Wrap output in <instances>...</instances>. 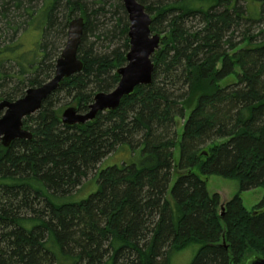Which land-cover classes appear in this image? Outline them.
<instances>
[{"label": "trees", "instance_id": "1", "mask_svg": "<svg viewBox=\"0 0 264 264\" xmlns=\"http://www.w3.org/2000/svg\"><path fill=\"white\" fill-rule=\"evenodd\" d=\"M137 1L166 36L152 84L66 126L62 95L87 113L120 82L130 50L124 5L0 0V102L49 82L70 22L85 20L82 72L24 119L32 140L0 142V264H172L193 246L191 264L264 259V199L248 211L237 194L222 211L206 180L264 189V0ZM115 157L123 160L103 167ZM90 178L98 190L80 200Z\"/></svg>", "mask_w": 264, "mask_h": 264}, {"label": "water", "instance_id": "2", "mask_svg": "<svg viewBox=\"0 0 264 264\" xmlns=\"http://www.w3.org/2000/svg\"><path fill=\"white\" fill-rule=\"evenodd\" d=\"M121 1L130 23V50L126 65L117 71L120 82L114 91L97 94L87 113H80L75 107L67 108L61 119L66 126H83L94 121L99 113L117 110L122 100L132 96L137 87L150 86L153 82V57L158 54L166 36L152 31L153 17L147 13L145 6L137 0ZM84 27L82 17L70 22L65 48L56 62L55 76L49 82L27 90L24 97L15 102H0V142L4 147H9L15 140H32L33 133L24 128V119L36 114L43 102L59 89L63 80L82 72L84 64L79 58V47ZM246 264H264V259L252 256Z\"/></svg>", "mask_w": 264, "mask_h": 264}, {"label": "rangeland", "instance_id": "3", "mask_svg": "<svg viewBox=\"0 0 264 264\" xmlns=\"http://www.w3.org/2000/svg\"><path fill=\"white\" fill-rule=\"evenodd\" d=\"M243 5H244V3H243ZM109 24H113V23L111 22ZM28 37H29L28 44L31 46L32 42H33V38H32V36H28ZM237 70H239V69H237ZM232 80H234V77L228 79L227 81H224L222 83V86L223 87L226 86L227 83L232 81ZM59 102H60V104H59L60 107H63L64 111L69 107H74L73 105H68V104H70L71 99L66 97L65 95H62L60 97ZM189 114H190V112L187 114L185 119H178V132L180 134L183 131V128H184L183 126H184L186 120L188 119ZM114 156L112 155L109 158H112ZM122 160H123L122 157H115V158H113V161L110 160L111 162H107L103 167L106 168L108 166L118 164ZM174 160L176 163H178L180 160L179 148H177L175 150ZM91 179L92 178H90L88 180L87 185L84 187V189L82 191V194L84 192V195L82 196V198L80 200L87 199L92 193H95L98 190V185L93 186V187L91 186V185H93ZM206 180H207V191H208L209 195L210 196H214L216 194L219 195L222 205H224V203L232 200L237 194H240L244 207L248 211H252L255 208H257L262 203V201L264 199V189L263 188H256V189H252L249 191H242L241 192L240 191V184L236 180L225 179V178H222L219 176H211L210 178H208ZM197 249H198L197 246H193V247H190L181 253L176 254L175 257L173 258L172 264H191L195 255H196ZM250 256H252V254H249L247 258H249ZM254 256H258V255H254Z\"/></svg>", "mask_w": 264, "mask_h": 264}]
</instances>
